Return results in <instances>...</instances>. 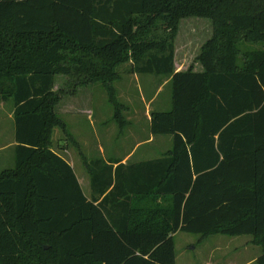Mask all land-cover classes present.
Segmentation results:
<instances>
[{"label":"trees","instance_id":"16d2710c","mask_svg":"<svg viewBox=\"0 0 264 264\" xmlns=\"http://www.w3.org/2000/svg\"><path fill=\"white\" fill-rule=\"evenodd\" d=\"M191 17L213 27L203 70L175 72ZM244 45H264V0H0V99L13 104L16 143L0 171V264H175L177 232L251 236L264 264V47ZM125 65L168 78L170 106L150 112L149 133L172 146L113 171L86 160L55 108L100 84L123 129L114 84ZM57 129L90 175V199L53 150Z\"/></svg>","mask_w":264,"mask_h":264},{"label":"rangeland","instance_id":"374dc122","mask_svg":"<svg viewBox=\"0 0 264 264\" xmlns=\"http://www.w3.org/2000/svg\"><path fill=\"white\" fill-rule=\"evenodd\" d=\"M212 34L213 27L211 21L208 19L191 17L181 20L174 40L176 61L178 63H185L186 70L189 68L193 71L197 70L200 67L197 56L200 53L201 47L211 38ZM261 47H264V45H244L242 49H256ZM239 60H241V58ZM128 69L129 65L120 68L122 74L121 80L114 84L118 101L125 107L122 116L127 123L129 122L132 125L122 131L124 139H120L117 142L119 144L118 154L121 156H124L126 153L128 154L130 149H132L137 142L144 141L148 137V124L145 117L146 111L147 109L150 110L149 112L160 109L157 101L148 106L151 100L149 92H154L157 87H162L163 93H160L158 98L160 100L166 99L169 95L168 78L130 74L128 73ZM64 80L63 77L58 76L55 80V87L58 89ZM71 105L75 107L76 112L71 113L70 109H67V107ZM58 107L59 110H63L64 112L63 114L60 112L61 116H58L65 124H68V132L70 131L73 134L75 137L74 140L79 145L81 151H83L87 157L96 155L99 144L96 130L98 127L94 125V120L99 124L100 121L108 119L112 113V118L110 117L109 119L113 122L112 106L108 102L103 87L100 84H94L81 88L75 96L65 97L56 108ZM12 108L13 104L11 101L3 102L0 99V148L11 141L13 123L8 119V114L11 113ZM88 109L93 112H87ZM115 131V129L110 128L108 133L109 138L102 144L104 145L106 154L111 146L112 137L116 133ZM156 138V142L154 141L151 145H144L137 148L132 160H138L144 148L148 146L155 147L153 152L158 155L167 149L166 142L167 145L171 144L170 136H157ZM53 150L68 162L70 159H74L76 162V165L74 164V172L83 185V189H86L82 177V174H85V168L82 166L77 148L74 147L71 141L58 129L54 131L53 135ZM9 152L10 151H7L1 155L3 160L0 163V171L13 168L14 160L10 157ZM218 237L223 238L224 244L216 248L214 246L215 243L212 242L211 239L201 243L198 241V235L180 233L174 241L176 264H205L208 259L210 260V256L211 258L213 256L218 257L220 259L219 263L221 264H227L228 261H233L235 258H231L233 257L232 253L226 254V251L232 249H226L225 247L228 244L225 243L232 241L237 244H242L245 242L246 238H248V236L227 237L221 235H218ZM192 246L195 247L194 250L190 248ZM215 249L217 250L212 253ZM224 253L226 254L225 257H223ZM238 258L239 261L243 259V257Z\"/></svg>","mask_w":264,"mask_h":264},{"label":"crops","instance_id":"0c3cea01","mask_svg":"<svg viewBox=\"0 0 264 264\" xmlns=\"http://www.w3.org/2000/svg\"><path fill=\"white\" fill-rule=\"evenodd\" d=\"M185 63H178L176 61V58H174V68H175V72H185L186 69H185ZM202 66L200 64V67L195 70V72H202ZM57 78V77H56ZM168 83V81H167ZM56 85V82L54 84V90H56L57 88L55 87ZM168 92H169V95L167 96L166 99H159V95L160 93H163L162 92V87H157L156 90L154 92H149L150 95H151V100L149 101V105H151V103H154L155 101H157L158 103V106L160 107V109L158 110H167L170 106V88H168ZM57 107V106H56ZM162 107V108H161ZM166 107V109H165ZM164 108V109H163ZM67 109H70V112H76L75 111V107L73 105L71 106H68ZM13 110V109H12ZM150 110L147 109L146 111V122L148 124V137L144 140V141H141V142H137L135 144V146L130 149V152L127 154H125L124 156L118 154V149H119V144L117 143L120 139H124L123 137V134H122V131L126 128H129L131 127V123H127L123 129H120L119 126L113 121H110V117L112 118V113H111V116L106 119L105 121H100V123L98 124L97 121L94 120V125L96 127H98L96 130H97V139H98V149H97V154L96 155H92V156H89L87 157L83 151L82 153L84 154V156L86 157V160L91 162V161H94L93 162V166H94V163L97 162V161H103L105 162L107 165H112V170L114 171L115 168L119 165V164H122V165H125V164H128V163H139V162H147V161H151V160H154V159H157L159 158L160 155L166 153L168 150L171 149V146H172V139H171V144L167 145V142H166V148L165 151L159 153L158 155L155 154L154 149L155 147L153 146H148L146 148H144V150L142 151L140 157L138 158V160H132L133 156L135 155L136 153V149L137 148H140L144 145H151L152 143H154L155 140H157V136H153L149 133V121H150ZM55 112L60 115V112L61 114H63V110H59V107L58 108H55ZM87 112H93L91 110H87ZM61 116V115H60ZM8 119H10V121H12L13 123V116H12V111L11 113L8 114ZM98 124V125H96ZM116 125V126H115ZM66 126H67V129H68V124L66 123ZM134 127V126H133ZM110 128H113L115 129L116 133L115 135L112 137L113 140H112V143H111V146L110 148L108 149L107 151V154L105 153V150H104V141H106L109 137H108V133H109V129ZM69 130V129H68ZM70 132V131H69ZM71 133V132H70ZM72 134V133H71ZM72 137L75 139V137L73 136L72 134ZM156 142V141H155ZM16 143L14 141V125L12 127V137H11V141L8 142L5 146L1 147L0 148V163L2 162L3 158H1V155H3V153L7 152V151H10L9 155L10 157L14 160V155H13V152H14V147H15ZM61 156V155H60ZM64 159V158H63ZM81 160V159H80ZM112 162H118V163H112ZM67 163L72 167L73 171H74V164L76 165V162L74 161V159H70V161ZM97 165V169H95V171H99V167H100V164H96ZM82 166L85 168V174L83 175L82 174V177H83V181L85 183V188L86 189H83V185L81 184V182L79 181V178L77 177V180L80 184V187L82 189V192L83 194L88 198L90 199L91 198V194H92V190H91V182H90V175L88 173V171L86 170V167L85 165L83 164L82 162ZM75 173V172H74ZM76 175V173H75ZM86 175V176H85ZM101 201V199H99V202ZM180 233H183V232H177L173 235V240L175 241V238L180 234ZM187 234V233H185ZM219 234H212V235H209L208 237L202 239L200 238L199 236V239L198 241L203 243L207 240H210L212 242H214V246L217 248L218 246H220L221 244H224L223 243V238L222 237H218ZM223 236V235H221ZM239 237V236H237ZM235 239V238H234ZM235 241V240H233ZM252 241V237L251 236H248V238H246L245 242L242 243V244H237L235 242H226L225 244H228L226 245V249H232V250H229V251H226V254L227 253H232V256L231 258H235V260L233 261H228L227 264H255L256 263V260L258 259V257L260 256L261 254V250L258 246H255L251 243ZM191 249H195L194 246L190 247ZM259 250H258V249ZM174 250H175V242H174ZM217 249L213 250L212 253L214 251H216ZM226 254L224 253V256H226ZM238 257H243L242 260L239 261V258ZM210 260L208 259V261L205 263V264H221L219 263L220 262V259L218 257H215L213 256L211 258V256L209 257ZM227 259V257H226ZM224 259V260H226ZM175 264H176V254H175ZM224 264V263H222Z\"/></svg>","mask_w":264,"mask_h":264}]
</instances>
